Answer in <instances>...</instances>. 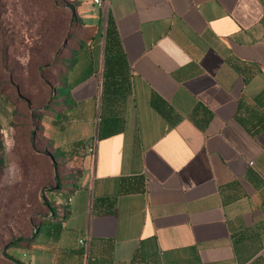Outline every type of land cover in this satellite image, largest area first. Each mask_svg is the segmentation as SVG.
I'll return each instance as SVG.
<instances>
[{
	"label": "crops",
	"instance_id": "obj_1",
	"mask_svg": "<svg viewBox=\"0 0 264 264\" xmlns=\"http://www.w3.org/2000/svg\"><path fill=\"white\" fill-rule=\"evenodd\" d=\"M65 1L79 172L23 264H264V0Z\"/></svg>",
	"mask_w": 264,
	"mask_h": 264
},
{
	"label": "rangeland",
	"instance_id": "obj_2",
	"mask_svg": "<svg viewBox=\"0 0 264 264\" xmlns=\"http://www.w3.org/2000/svg\"><path fill=\"white\" fill-rule=\"evenodd\" d=\"M65 2L0 0V264L25 262L30 245L23 239L35 227L31 240L46 241L55 228L40 220L46 202L60 207L56 199L66 198L79 172L69 150L82 121L72 109L59 114L66 88L58 84L57 51L76 21Z\"/></svg>",
	"mask_w": 264,
	"mask_h": 264
},
{
	"label": "trees",
	"instance_id": "obj_3",
	"mask_svg": "<svg viewBox=\"0 0 264 264\" xmlns=\"http://www.w3.org/2000/svg\"><path fill=\"white\" fill-rule=\"evenodd\" d=\"M60 54V53H59ZM56 183H57V179H56ZM58 184V183H57ZM46 205H47V207H48V211H47V213L46 214H48V212H50V213H52V215L50 216L51 218H55V212H54V210H53V207L50 205V203H48V202H46ZM44 216V218L42 219V218H40V220H44V219H46L45 217H46V215H43ZM29 239L28 238H24L23 239V245H26V244H28V241ZM28 241V242H27ZM10 245H13L12 243L10 244ZM9 258V257H8ZM16 264H20L18 261H14Z\"/></svg>",
	"mask_w": 264,
	"mask_h": 264
},
{
	"label": "water",
	"instance_id": "obj_4",
	"mask_svg": "<svg viewBox=\"0 0 264 264\" xmlns=\"http://www.w3.org/2000/svg\"><path fill=\"white\" fill-rule=\"evenodd\" d=\"M67 36H68V35H66V36L64 37V39L62 40V43L60 44V47H59L57 53L60 52L61 49H62V47L64 46L65 41H66V39H67ZM33 133H34V130L32 129V135H33ZM55 181H56V180H55ZM55 187H57V183L55 184ZM36 231H37V227H35V228L33 229V232L31 233V235H29V238H31V237L36 233ZM3 248H4V247H3Z\"/></svg>",
	"mask_w": 264,
	"mask_h": 264
},
{
	"label": "built area",
	"instance_id": "obj_5",
	"mask_svg": "<svg viewBox=\"0 0 264 264\" xmlns=\"http://www.w3.org/2000/svg\"><path fill=\"white\" fill-rule=\"evenodd\" d=\"M93 3L100 5L101 4V0H92ZM89 150L91 151V148H89ZM79 242H81V240H79Z\"/></svg>",
	"mask_w": 264,
	"mask_h": 264
}]
</instances>
